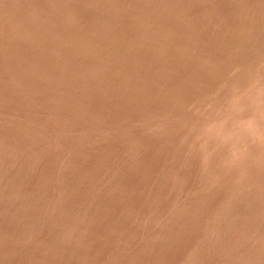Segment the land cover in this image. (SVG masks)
<instances>
[{
	"label": "rangeland",
	"instance_id": "obj_1",
	"mask_svg": "<svg viewBox=\"0 0 264 264\" xmlns=\"http://www.w3.org/2000/svg\"><path fill=\"white\" fill-rule=\"evenodd\" d=\"M0 264H264V0H0Z\"/></svg>",
	"mask_w": 264,
	"mask_h": 264
}]
</instances>
